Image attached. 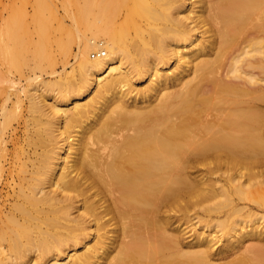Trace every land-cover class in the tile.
Here are the masks:
<instances>
[{"label": "bare ground", "instance_id": "1", "mask_svg": "<svg viewBox=\"0 0 264 264\" xmlns=\"http://www.w3.org/2000/svg\"><path fill=\"white\" fill-rule=\"evenodd\" d=\"M77 22V79L33 76L25 120L0 100V264H264L240 218L264 167V0H77Z\"/></svg>", "mask_w": 264, "mask_h": 264}, {"label": "rangeland", "instance_id": "2", "mask_svg": "<svg viewBox=\"0 0 264 264\" xmlns=\"http://www.w3.org/2000/svg\"><path fill=\"white\" fill-rule=\"evenodd\" d=\"M92 33L87 26H80L77 22V0H0L1 103L6 95H10L12 99L8 105L12 107L19 96L23 100L21 119L25 120L29 103L27 95L40 80L31 78L40 75L50 82L59 78L60 74H64L67 78L60 83H72L78 77L77 63L74 58L78 46L85 41V37L92 36ZM54 72L57 74L53 76ZM50 88H47L48 91ZM57 88H59L58 85L51 89ZM71 106L72 104H69L65 107ZM1 112L0 105V121L2 120ZM224 171L192 173L205 178L216 177L220 184H224L225 178L236 173ZM251 182L255 184L252 187L254 199L246 203L248 206L240 216L243 218L241 222L264 228V167L254 172ZM7 191L4 190V194ZM192 212L194 217L195 212ZM249 212L253 214L247 216ZM257 215L263 218L257 220ZM189 229L191 234L202 230L208 233L213 231V228L206 226L205 221L199 222L198 218L190 222ZM254 241L256 243L257 239L254 238ZM254 241H248L246 245ZM220 244L221 242L218 245Z\"/></svg>", "mask_w": 264, "mask_h": 264}, {"label": "built area", "instance_id": "3", "mask_svg": "<svg viewBox=\"0 0 264 264\" xmlns=\"http://www.w3.org/2000/svg\"><path fill=\"white\" fill-rule=\"evenodd\" d=\"M102 54H104V52H102ZM97 55H99V54H97Z\"/></svg>", "mask_w": 264, "mask_h": 264}]
</instances>
